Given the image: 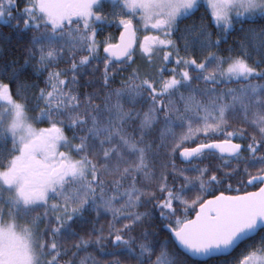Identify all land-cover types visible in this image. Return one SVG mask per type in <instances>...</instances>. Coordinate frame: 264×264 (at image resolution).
<instances>
[{
	"label": "snow or ice",
	"instance_id": "obj_1",
	"mask_svg": "<svg viewBox=\"0 0 264 264\" xmlns=\"http://www.w3.org/2000/svg\"><path fill=\"white\" fill-rule=\"evenodd\" d=\"M0 264H264V0H0Z\"/></svg>",
	"mask_w": 264,
	"mask_h": 264
},
{
	"label": "trees",
	"instance_id": "obj_2",
	"mask_svg": "<svg viewBox=\"0 0 264 264\" xmlns=\"http://www.w3.org/2000/svg\"><path fill=\"white\" fill-rule=\"evenodd\" d=\"M41 126H44V125H41ZM249 190H254V189H249Z\"/></svg>",
	"mask_w": 264,
	"mask_h": 264
},
{
	"label": "rangeland",
	"instance_id": "obj_3",
	"mask_svg": "<svg viewBox=\"0 0 264 264\" xmlns=\"http://www.w3.org/2000/svg\"><path fill=\"white\" fill-rule=\"evenodd\" d=\"M44 126H46V125H44Z\"/></svg>",
	"mask_w": 264,
	"mask_h": 264
}]
</instances>
